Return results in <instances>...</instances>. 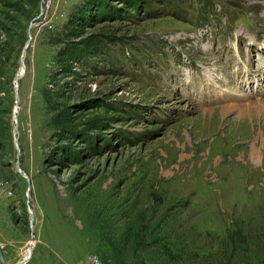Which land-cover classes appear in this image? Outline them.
<instances>
[{"label":"rangeland","instance_id":"rangeland-1","mask_svg":"<svg viewBox=\"0 0 264 264\" xmlns=\"http://www.w3.org/2000/svg\"><path fill=\"white\" fill-rule=\"evenodd\" d=\"M256 101L264 0H0L4 262L264 264Z\"/></svg>","mask_w":264,"mask_h":264},{"label":"bare ground","instance_id":"bare-ground-1","mask_svg":"<svg viewBox=\"0 0 264 264\" xmlns=\"http://www.w3.org/2000/svg\"><path fill=\"white\" fill-rule=\"evenodd\" d=\"M239 97H235V96H231V97H229L226 101L225 100H223V104L221 105V107L222 106H224V105H227V104H232V102L233 101H235V103H237V105L238 104H240V103H242V98L239 100L238 99ZM230 99H231V101H230ZM255 99V98H254ZM256 99H258V98H256ZM260 99H262V98H260ZM259 99V100H260ZM239 100V101H238ZM243 100H246V101H251V100H253V98H246V99H243ZM249 103V102H248ZM252 103H255V106H254V111L255 112H257V113H259V114H263L264 113V108L262 107L263 105H262V102H260V101H256V102H252ZM249 104H251V102L249 103ZM226 108H229V109H226L225 111H228V110H230V108L231 107H226ZM237 108V107H236ZM236 108H234V109H236ZM239 108V110H238V113L239 114H243V113H246V112H248L250 109H252L253 107L252 106H248V104L247 105H244V106H240V107H238ZM258 132V131H257ZM260 135H262V134H260ZM253 140L254 141H257V137H256V135L253 137ZM253 147H255L254 145L252 146V149H254ZM20 170H21V168H19ZM20 170H19V172H20ZM22 174V173H21ZM30 252H31V247L30 246H28L27 247V249H26V252H25V255H24V258H25V256L26 255H29L30 254ZM23 258V259H24Z\"/></svg>","mask_w":264,"mask_h":264},{"label":"built area","instance_id":"built-area-1","mask_svg":"<svg viewBox=\"0 0 264 264\" xmlns=\"http://www.w3.org/2000/svg\"><path fill=\"white\" fill-rule=\"evenodd\" d=\"M63 264H75V263H70V262H64ZM85 264H103L102 260L100 259V257L95 254V253H91L88 255L87 257V263Z\"/></svg>","mask_w":264,"mask_h":264},{"label":"water","instance_id":"water-1","mask_svg":"<svg viewBox=\"0 0 264 264\" xmlns=\"http://www.w3.org/2000/svg\"><path fill=\"white\" fill-rule=\"evenodd\" d=\"M24 45H26V44H24ZM13 78H14V80H15V78H16V73H15V75H14ZM20 171H21V173H23L22 170H20ZM27 187H28V186H27ZM28 256H29V255H26L25 258L22 260V262H21L20 264H24V262L26 261V259H27ZM0 260L3 262V264H6V263L4 262L2 256H1V253H0Z\"/></svg>","mask_w":264,"mask_h":264},{"label":"trees","instance_id":"trees-1","mask_svg":"<svg viewBox=\"0 0 264 264\" xmlns=\"http://www.w3.org/2000/svg\"><path fill=\"white\" fill-rule=\"evenodd\" d=\"M3 130H4V123H3V126H2L1 129H0V135L3 134Z\"/></svg>","mask_w":264,"mask_h":264}]
</instances>
